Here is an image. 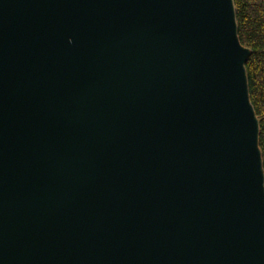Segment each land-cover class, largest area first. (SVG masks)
Segmentation results:
<instances>
[{
    "label": "water",
    "instance_id": "obj_1",
    "mask_svg": "<svg viewBox=\"0 0 264 264\" xmlns=\"http://www.w3.org/2000/svg\"><path fill=\"white\" fill-rule=\"evenodd\" d=\"M233 0H0V264H264V173Z\"/></svg>",
    "mask_w": 264,
    "mask_h": 264
},
{
    "label": "trees",
    "instance_id": "obj_2",
    "mask_svg": "<svg viewBox=\"0 0 264 264\" xmlns=\"http://www.w3.org/2000/svg\"><path fill=\"white\" fill-rule=\"evenodd\" d=\"M233 4L239 41L250 52L245 71L249 99L259 121L264 173V0H233Z\"/></svg>",
    "mask_w": 264,
    "mask_h": 264
}]
</instances>
